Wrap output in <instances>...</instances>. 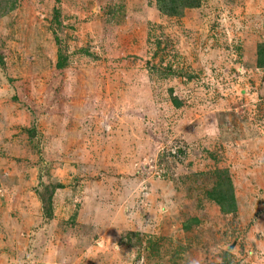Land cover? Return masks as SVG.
<instances>
[{"label": "rangeland", "instance_id": "rangeland-1", "mask_svg": "<svg viewBox=\"0 0 264 264\" xmlns=\"http://www.w3.org/2000/svg\"><path fill=\"white\" fill-rule=\"evenodd\" d=\"M262 53L264 0H0V264H264Z\"/></svg>", "mask_w": 264, "mask_h": 264}, {"label": "trees", "instance_id": "trees-1", "mask_svg": "<svg viewBox=\"0 0 264 264\" xmlns=\"http://www.w3.org/2000/svg\"><path fill=\"white\" fill-rule=\"evenodd\" d=\"M202 1L203 0H157V7L158 10L165 15L180 16L187 8L199 7ZM261 55L263 57L264 53ZM209 196L221 206L223 212L229 213L236 211L237 198L235 186L227 170L220 172L216 188L209 193Z\"/></svg>", "mask_w": 264, "mask_h": 264}]
</instances>
